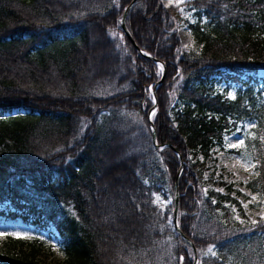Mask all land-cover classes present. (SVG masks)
Wrapping results in <instances>:
<instances>
[{
	"label": "trees",
	"instance_id": "16d2710c",
	"mask_svg": "<svg viewBox=\"0 0 264 264\" xmlns=\"http://www.w3.org/2000/svg\"><path fill=\"white\" fill-rule=\"evenodd\" d=\"M129 1L0 0V228L54 237L64 264H193L179 232L196 264H264V225H240L222 205L235 199L205 195L196 158L254 124L236 152L257 163L247 186L264 195V0H188L198 52L161 0L133 2L129 41ZM154 193L171 202L161 210ZM210 245L218 255L202 256ZM49 246L0 237V264H45Z\"/></svg>",
	"mask_w": 264,
	"mask_h": 264
},
{
	"label": "rangeland",
	"instance_id": "374dc122",
	"mask_svg": "<svg viewBox=\"0 0 264 264\" xmlns=\"http://www.w3.org/2000/svg\"><path fill=\"white\" fill-rule=\"evenodd\" d=\"M161 2L163 5H165L167 3V0H161ZM180 7L183 8V13L180 11V9L176 7L178 12V22H177L176 31L180 45L186 51L198 52L200 48V44L194 41L191 32L187 27L188 23H194L196 21V15L194 13V10L188 7L186 4H182ZM203 21L204 19H201L200 23H202ZM185 45H190V47L186 48ZM262 76L263 73L259 71L256 75L258 82L261 81ZM45 78L46 77L43 76L41 80H35L37 87L40 86L39 88L41 90H45V84H46V80H44ZM27 79L31 80L30 77H28V75H27ZM27 79L23 81L22 87L31 88L30 87L31 85H29ZM43 80L45 81L44 83L41 82ZM235 86L236 85L234 83H229V85L227 86L226 84L219 82L215 84L214 90L216 92L224 93L226 97L231 99L232 97L229 96V93L233 94L234 91L233 89ZM246 125L247 124L245 123L244 125L240 126V124L237 123L232 131L230 130L228 132H225L222 135L220 143L212 146V148L209 151V155L206 158H203L200 154L196 155V158L199 161H202L204 164L202 170V180H203L202 189H207V191L209 190L217 191V189H222L223 191H217V192L221 194H227L233 199H235L237 204H234L229 201H225L222 203V205L228 208V210L231 213L232 219L238 222L240 225H249L248 223L241 224L240 220H244L247 222L251 218L258 219L259 218L258 213L260 212V209L264 207V204L260 202V201H264V195L261 194L259 191L250 189L247 186V183L255 176L256 171L254 169L245 171L240 164H236V167L233 168L232 165L236 163V160L239 159L241 155L236 152L237 149L225 148L226 141L224 138L226 136L231 137L233 133H236V137L242 138L240 132H236V128L239 127L244 129ZM231 142H236V139L233 138ZM243 149L245 148L243 147ZM242 152L244 156H246L247 154L246 151L244 152L242 150ZM221 153H223V155H221ZM244 158L248 159V157H244ZM251 162L254 163L253 161ZM206 175H207V179H205ZM244 181H247V183H245ZM220 182H223L224 184H220ZM258 193L260 195L257 202L248 204L247 208L243 207V204L247 203L251 199V195H256ZM154 199L155 196L153 195V200ZM169 200L171 202L170 196H168L166 200H163L161 198V201H169ZM156 205L162 208L166 204L161 205L160 202H157ZM233 207L236 209L235 212L233 211ZM237 215H239L240 220H236L233 218ZM171 220H168L170 224H172ZM2 230L3 229L0 228V231ZM14 231L26 233L25 229H19V228L11 229L9 232H14ZM263 241H264V236H263ZM207 248L202 252V256H211L210 254L205 255ZM39 259L45 264H64L63 256L59 251V249L58 250L53 249L50 246L47 250L39 254Z\"/></svg>",
	"mask_w": 264,
	"mask_h": 264
},
{
	"label": "snow or ice",
	"instance_id": "6c2138e0",
	"mask_svg": "<svg viewBox=\"0 0 264 264\" xmlns=\"http://www.w3.org/2000/svg\"><path fill=\"white\" fill-rule=\"evenodd\" d=\"M188 3V0H167V3L165 4V7H168V6H175L177 7L178 9H180V11L183 13V8H181L180 6L182 4H186ZM195 10V9H193ZM185 47H190V45H185ZM147 54V53H146ZM162 67V66H160ZM151 89L149 88V91ZM229 96L234 98L233 94L232 93H229ZM154 102V101H153ZM155 115V111L152 113V116ZM151 118V117H150ZM252 127H255L254 124H248L246 125V128H252ZM243 130L239 127L236 128V132H242ZM233 138L236 139V142H231L233 140ZM225 141H226V144H225V148L226 149H241L245 146V139H242V138H238L236 137V133H233L231 137L229 136H226L225 138ZM261 140L262 142H264V137H261ZM221 155H223V153H221ZM236 164H240L241 167L244 168L245 171H249L250 169H255L257 168V163H252L251 160L249 159H245L243 156H241L239 159L236 160V163L232 165L233 168L236 167ZM235 174V173H233ZM205 179H207V175L205 176ZM245 183H247V181H244ZM205 195L207 194V189H203L202 190ZM217 191H223L222 189H217ZM155 196V199L152 201L153 204H156L157 202H160L161 205H164V204H167V203H170V200L169 201H161V198L159 195L157 194H153ZM259 193L256 194V195H251V199L247 202V203H244L243 204V207L247 208L248 207V204H251L253 202H257L258 201V198H259ZM213 203H215L216 201L213 200L212 201ZM262 204H264V201H260ZM161 210H163V208H161ZM233 211L235 212L236 209L233 207ZM258 219L256 218H251L249 221H244V220H240V217L239 215L233 217L234 219L236 220H240V223L241 224H245V223H248L251 228H256L257 226H260V225H264V207H262L260 209V212L258 213ZM169 220H171L172 218L171 217H168ZM178 226V224H177ZM13 237V238H16V239H40L42 240L43 242L45 243H48L50 245L51 248L53 249H59L61 246H62V242L58 241L57 239L55 238H46V237H34V236H31L29 234H26V233H21V232H18V231H14V232H9L7 230H2L0 231V237ZM215 249V246L214 245H210L206 252H205V255H211L213 257H216L218 254L217 252L214 250ZM180 260L181 262H183L184 260V257L181 256L180 257ZM197 264H199V261L197 262Z\"/></svg>",
	"mask_w": 264,
	"mask_h": 264
},
{
	"label": "water",
	"instance_id": "95a60500",
	"mask_svg": "<svg viewBox=\"0 0 264 264\" xmlns=\"http://www.w3.org/2000/svg\"><path fill=\"white\" fill-rule=\"evenodd\" d=\"M134 1H135V0H130V1L128 2V4L125 6V8H124V10H123V12H122V14H121L120 20H119V25H120L121 29L123 30V32H124V34L126 35V37L128 38V40L131 41V42H133V41H132V39H131L129 33L127 32V30H126V28H125V25H124V19H125V16H126L128 10L130 9V7H131V5L133 4ZM153 61H154L155 63H159V62H158L157 60H155V59H153ZM160 66H162V67H161V77H160L159 80H161V78L163 77V73H164V66H163L162 64H160ZM151 95H152V99H153V101H154V102H153L152 109H151V110H153L154 107H155V97H154V93H153V92H151ZM150 113H151V111H150V112L148 113V115H147V120H148V122H149V127H150V141H151V144L153 145V147H154L155 149H158L159 147H162L163 145H160V144H156V143H155V132H154L153 125H152V123H151V121H150V119H149V115H150ZM167 145L170 146L169 144H167ZM176 155L178 156L177 153H176ZM178 158H179V156H178ZM179 170H180V167H179V169H178V171H177V174H176V177H175V183H176V179H177V176H178ZM174 186H176V185H174ZM176 201H177V194H176V191H175V192H174V196H173L172 223H173V227H174V229L177 230V225H176V221H175V214H176ZM179 235H180V236H181V237H182V238H183V239H184V240L190 245L191 250H192V253H193V264H195V263H196V259H197V257H196V251H195L193 245H192L191 242H190L187 238H185V237L183 236V234H181L180 232H179Z\"/></svg>",
	"mask_w": 264,
	"mask_h": 264
}]
</instances>
